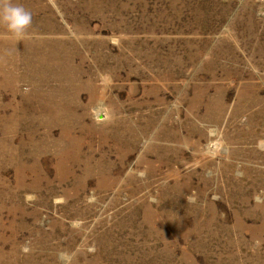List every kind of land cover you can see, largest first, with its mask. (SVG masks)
I'll return each instance as SVG.
<instances>
[{
  "label": "rangeland",
  "instance_id": "374dc122",
  "mask_svg": "<svg viewBox=\"0 0 264 264\" xmlns=\"http://www.w3.org/2000/svg\"><path fill=\"white\" fill-rule=\"evenodd\" d=\"M13 3L0 264H264V0Z\"/></svg>",
  "mask_w": 264,
  "mask_h": 264
},
{
  "label": "clouds",
  "instance_id": "9594fccd",
  "mask_svg": "<svg viewBox=\"0 0 264 264\" xmlns=\"http://www.w3.org/2000/svg\"><path fill=\"white\" fill-rule=\"evenodd\" d=\"M33 26L32 12L13 0H0V40L17 42L31 36Z\"/></svg>",
  "mask_w": 264,
  "mask_h": 264
}]
</instances>
